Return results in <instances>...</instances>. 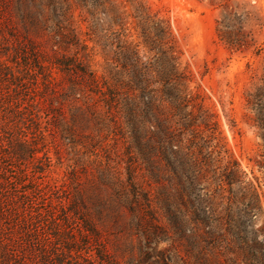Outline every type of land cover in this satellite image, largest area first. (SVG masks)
<instances>
[{"label":"rangeland","instance_id":"rangeland-1","mask_svg":"<svg viewBox=\"0 0 264 264\" xmlns=\"http://www.w3.org/2000/svg\"><path fill=\"white\" fill-rule=\"evenodd\" d=\"M0 264H264V0H0Z\"/></svg>","mask_w":264,"mask_h":264},{"label":"trees","instance_id":"trees-1","mask_svg":"<svg viewBox=\"0 0 264 264\" xmlns=\"http://www.w3.org/2000/svg\"><path fill=\"white\" fill-rule=\"evenodd\" d=\"M143 45L144 48L147 50V52L151 54L157 55L159 58L165 57L166 62L168 64L167 71L165 72V82L176 84V93H175V99L174 102L176 103V108L179 112L184 113V117L186 118V121L191 118V115L188 111V108L190 106V100L189 95L187 93V90L181 89V85L177 83V81L180 79V74L177 69V61L175 56V51L173 49V46L171 44L170 38L168 36V33L166 30L161 31V35L157 37L154 40L149 41V39L145 38V35H143ZM147 69V67H146ZM147 71H150L147 69ZM91 80L94 82L97 78H99L96 73L92 72ZM109 102L108 100L106 101ZM191 122H187V126H189ZM131 126L135 130L136 129V123L131 120ZM192 126V125H191ZM190 127V126H189Z\"/></svg>","mask_w":264,"mask_h":264}]
</instances>
